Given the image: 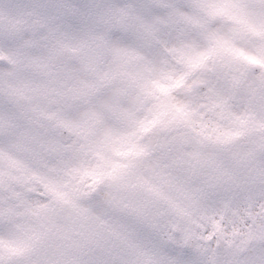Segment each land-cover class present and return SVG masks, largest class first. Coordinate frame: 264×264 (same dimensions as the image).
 Returning <instances> with one entry per match:
<instances>
[{
  "label": "clouds",
  "instance_id": "clouds-1",
  "mask_svg": "<svg viewBox=\"0 0 264 264\" xmlns=\"http://www.w3.org/2000/svg\"><path fill=\"white\" fill-rule=\"evenodd\" d=\"M0 264H264V0H0Z\"/></svg>",
  "mask_w": 264,
  "mask_h": 264
}]
</instances>
